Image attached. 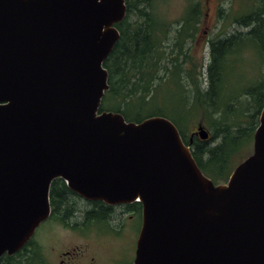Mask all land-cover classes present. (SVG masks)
<instances>
[{"label":"water","instance_id":"1","mask_svg":"<svg viewBox=\"0 0 264 264\" xmlns=\"http://www.w3.org/2000/svg\"><path fill=\"white\" fill-rule=\"evenodd\" d=\"M125 15V0H0V258L48 218L61 179L86 201L141 205L133 264H264V106L252 154L219 184L169 119L100 111Z\"/></svg>","mask_w":264,"mask_h":264},{"label":"trees","instance_id":"2","mask_svg":"<svg viewBox=\"0 0 264 264\" xmlns=\"http://www.w3.org/2000/svg\"><path fill=\"white\" fill-rule=\"evenodd\" d=\"M153 3V0H125V18L115 25L120 38L103 63L108 72V90L102 100L113 101L112 112L121 113L127 121L140 122L150 116L165 117L163 110L156 107V97L166 90V86H178L183 93L184 110H196L199 122H206V128L211 131V139L217 138L219 143L209 146L207 141H199L196 136L191 137L192 134L184 128H178L182 119L177 117L172 118V121L185 144L192 138V156L201 172L215 184H219L229 175L230 168L226 172L224 170L236 159L230 154V144L234 143L241 150L246 146L247 140L253 139V132L258 124L257 117L264 106V82H259L245 92L251 101L246 102L243 107L236 108L235 97H227L222 104L228 66L234 65L236 53H240L237 49L240 43L251 44L264 64V0H254L250 10L233 21L250 28V31L208 41V64L205 72L207 84L204 89H201V84L194 78L195 66L186 69L177 58L179 55L186 58L184 41L193 37L194 27L203 15L199 0L195 4L192 0L188 2L179 22L181 24L176 31L182 37L172 42L177 55L171 59L170 66L161 65V59L165 57L163 43L167 41V27L163 19H157ZM184 80H189L186 82V89L180 84ZM250 105L254 114L246 115L244 112L250 109ZM144 110L148 111L147 114L140 116L139 113ZM100 111H103L101 106ZM230 118L232 122H229ZM241 122H247L246 127L241 126ZM188 124L193 126V119ZM71 193L62 180L55 179L49 192L51 209L65 208V199ZM36 249L37 244L31 239L19 252L10 257L4 255L0 262L32 264L37 257V254L34 255Z\"/></svg>","mask_w":264,"mask_h":264},{"label":"rangeland","instance_id":"3","mask_svg":"<svg viewBox=\"0 0 264 264\" xmlns=\"http://www.w3.org/2000/svg\"><path fill=\"white\" fill-rule=\"evenodd\" d=\"M153 1V9L157 13V19H163L167 29L170 30L167 41L163 43V47H165V57L161 59V65L170 66L171 59L176 58L177 55L175 47L172 44L174 41V32L177 30L179 22L187 9L188 2L191 0ZM192 2L195 4L197 0H192ZM199 2L203 11L202 18L200 17L199 22L196 23L194 27L195 32L193 33V37L186 38L184 41L186 58H184V55H179L177 58L186 69L195 66L194 78L201 84V89H204L207 84L205 72L208 64V41L213 39L215 41L221 40L225 37L236 36L250 31V28L233 21L237 18L240 19L243 14L247 13L254 3V0H210L208 3L206 0H199ZM237 49L240 50V53H236L237 55L234 59L235 63L233 66H228L226 73L222 104L225 103L227 97H235L236 108H239V106L243 107L246 102L251 101L250 96L245 95V92L254 88L259 82H264V64L251 44L249 46L247 42L240 43ZM187 81L189 80H184L180 83L185 89ZM182 97L183 93L178 86H166V90H163L156 97V107L163 110L166 115L165 118L169 119L171 122H173L172 118L178 117L182 119L180 123L181 126L178 125V128H184L185 131L187 130L186 132L190 134L197 126V123H200V120H198L199 118L196 110L190 112L184 110V99ZM113 105V101L105 100L101 103V109H103V111H113ZM147 112V110H144L140 112L139 115L143 116L147 114ZM244 113L246 115L254 114L251 105L250 109H247ZM132 115H134V111ZM192 119L193 126H190L188 122ZM231 120L232 118H230L229 122H232ZM246 120L248 121V119ZM246 123L247 122H241L240 125L246 127ZM201 124L209 134L207 140L208 145H217L219 139H211V131L206 128V122L204 121V123ZM198 140L200 141V139ZM230 147V154L233 155L232 158L235 156L236 159L224 170V172H226L230 168L229 175L226 179L222 178L224 180H222L221 183H226L230 176V172L241 161L252 154L253 139H251V141L247 140L246 146L241 150H239L234 143H231ZM54 222L57 224L52 229L48 228L47 223L37 228L33 238L38 248L34 254H37V257H35L37 260H34L32 264L41 262L43 254L46 259V264H59L61 253L72 251L71 248L75 246L83 248L82 253L79 250H75L77 253L76 258L80 256L79 259L81 261H88L89 258H93L94 264H122L117 260L120 256L123 254L132 256V240L130 244L128 240H113L109 237H103L95 227L94 231L90 232L91 235L87 240L86 237L62 227L58 224V221L54 220ZM128 228L132 230L134 227L128 226ZM133 234L135 236L137 233L135 232Z\"/></svg>","mask_w":264,"mask_h":264},{"label":"flooded vegetation","instance_id":"4","mask_svg":"<svg viewBox=\"0 0 264 264\" xmlns=\"http://www.w3.org/2000/svg\"><path fill=\"white\" fill-rule=\"evenodd\" d=\"M206 1L208 3L210 0ZM180 24L181 23H179V26ZM169 33L170 30L167 29V37H169ZM174 33V39L182 37L181 33L178 31H175ZM161 36L163 37L164 35L162 34ZM196 130L197 129L195 127L191 134H195ZM65 203V208L61 207L58 210H56V208L53 210L50 209L48 218L42 224L47 223L48 228L52 229L57 224L54 222V220L58 221V224H60L62 227L70 229L74 233L76 232L81 236L86 237L87 240L91 235L90 232L94 231V227L101 233L103 237H109L113 240H128L130 244L132 240V256L123 254L117 260L122 264H133L136 240L141 228V206L138 207L135 202L130 204L109 206L98 201H86L74 193L69 194V196L65 199ZM128 226L134 228L131 230L128 228ZM135 232L137 234L134 236L133 233ZM33 238L34 236L32 239ZM71 250L72 251L61 253V257L59 258L58 262L59 264H94L93 258H89L88 261H81L79 259L80 256L76 258L77 253L75 250H79L82 253L83 248L75 246L71 248ZM36 260L37 259H35V261ZM45 260L46 259L43 254L41 261L42 263H36L46 264ZM0 264L2 263L0 262Z\"/></svg>","mask_w":264,"mask_h":264},{"label":"bare ground","instance_id":"5","mask_svg":"<svg viewBox=\"0 0 264 264\" xmlns=\"http://www.w3.org/2000/svg\"><path fill=\"white\" fill-rule=\"evenodd\" d=\"M102 223V222H101Z\"/></svg>","mask_w":264,"mask_h":264}]
</instances>
